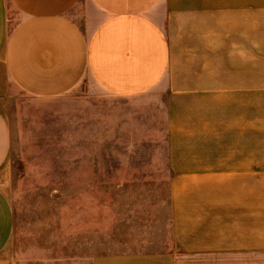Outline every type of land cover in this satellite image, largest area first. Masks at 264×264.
I'll return each mask as SVG.
<instances>
[{
	"label": "crops",
	"instance_id": "1",
	"mask_svg": "<svg viewBox=\"0 0 264 264\" xmlns=\"http://www.w3.org/2000/svg\"><path fill=\"white\" fill-rule=\"evenodd\" d=\"M21 93L163 99L170 242L18 259L0 185V264H264V0H0V171Z\"/></svg>",
	"mask_w": 264,
	"mask_h": 264
},
{
	"label": "rangeland",
	"instance_id": "2",
	"mask_svg": "<svg viewBox=\"0 0 264 264\" xmlns=\"http://www.w3.org/2000/svg\"><path fill=\"white\" fill-rule=\"evenodd\" d=\"M86 98L21 93L7 108L13 145L0 185L18 259L169 246L164 100Z\"/></svg>",
	"mask_w": 264,
	"mask_h": 264
}]
</instances>
